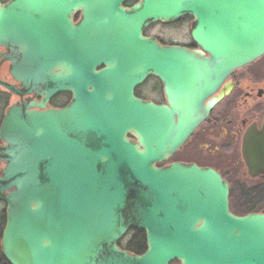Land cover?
Segmentation results:
<instances>
[{"label": "water", "instance_id": "95a60500", "mask_svg": "<svg viewBox=\"0 0 264 264\" xmlns=\"http://www.w3.org/2000/svg\"><path fill=\"white\" fill-rule=\"evenodd\" d=\"M126 1L0 6V43L23 54L11 70L21 90L7 87L40 98L10 107L0 127L4 258L9 264H264V215H231L228 185L217 171L156 166L205 117L215 100L205 109L202 101L219 82L264 54V0H137L125 8ZM14 7L25 10L18 26L6 20ZM76 10L82 20L73 26ZM185 15L194 17L191 37L201 50L142 36L152 22ZM57 19L64 30L45 31ZM61 38L62 52L73 58L57 68L44 54L56 52ZM148 73L164 83L169 106L133 95ZM61 92L71 101L48 107ZM243 152L252 175L264 172V124L246 135ZM131 228L145 232L141 255L117 246Z\"/></svg>", "mask_w": 264, "mask_h": 264}, {"label": "flooded vegetation", "instance_id": "af4514ba", "mask_svg": "<svg viewBox=\"0 0 264 264\" xmlns=\"http://www.w3.org/2000/svg\"><path fill=\"white\" fill-rule=\"evenodd\" d=\"M18 0H0L1 7H7ZM138 1L127 0L123 7L131 8ZM6 16L16 26L22 21L21 13L25 10L14 7ZM31 10L29 14H31ZM82 11L76 10L70 17L73 26L80 24ZM63 20L57 19L56 28L45 31H60L63 29ZM194 17L185 15L171 23L155 21L148 24L142 36L151 38L159 45L178 46L189 51L201 50L191 37ZM26 25V24H25ZM160 25L177 26L175 36L162 37L158 28ZM32 22L28 24V33H31ZM57 41L56 52H45V63H52L60 68L64 63L72 61L73 55H65L64 39ZM59 43V45H58ZM46 47L52 45V40H46ZM22 52L17 45L0 43V127L7 110L20 103H29L40 100L32 93L17 94L14 90H21V84L13 74L12 68L22 61ZM203 56H207L204 52ZM104 68L98 67L97 70ZM133 95L144 101L160 106H169L165 94L164 83L158 75L148 73L143 81L134 87ZM215 100L205 117L193 128L186 140L175 151L162 161L157 167L169 166L173 163L195 164L201 168H211L219 173L228 185L227 210L236 217L251 213L264 215V172L252 175L243 156L244 139L247 134L262 129L264 124V54L241 67L233 69L219 82L214 92L207 95L202 101V109L208 102ZM71 101V94L61 92L54 95L48 102L50 108H62ZM175 120L177 116L174 115ZM130 139H134L129 135ZM137 142V139H134ZM4 143L0 141V146ZM4 164L0 161V170ZM6 222V205L0 201V264H9L1 251L2 233ZM143 236V242L138 245L134 242L135 235ZM117 246L132 255H141L147 250L146 235L143 230L131 228L117 242ZM168 264H181L179 260H171Z\"/></svg>", "mask_w": 264, "mask_h": 264}, {"label": "rangeland", "instance_id": "374dc122", "mask_svg": "<svg viewBox=\"0 0 264 264\" xmlns=\"http://www.w3.org/2000/svg\"><path fill=\"white\" fill-rule=\"evenodd\" d=\"M158 30H159V32H160L162 37L175 36L176 30H177V26L160 25Z\"/></svg>", "mask_w": 264, "mask_h": 264}, {"label": "trees", "instance_id": "16d2710c", "mask_svg": "<svg viewBox=\"0 0 264 264\" xmlns=\"http://www.w3.org/2000/svg\"><path fill=\"white\" fill-rule=\"evenodd\" d=\"M134 242L140 245L143 242V236L136 234L134 237Z\"/></svg>", "mask_w": 264, "mask_h": 264}]
</instances>
